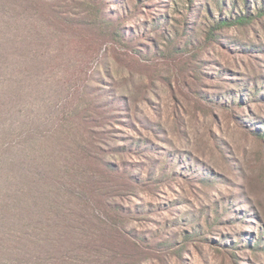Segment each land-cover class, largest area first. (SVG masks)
<instances>
[{"label": "rangeland", "instance_id": "374dc122", "mask_svg": "<svg viewBox=\"0 0 264 264\" xmlns=\"http://www.w3.org/2000/svg\"><path fill=\"white\" fill-rule=\"evenodd\" d=\"M141 1L0 5V150L23 142L28 131L39 140L55 133L68 152L81 155L80 142L91 148V163L78 162L86 170H99L101 163L120 168L108 177L115 188L104 198L88 201L78 188H54L66 191L57 194L65 207L84 212L101 232H115L107 264H264V250L222 244L237 233L257 232L258 222L210 226L203 218L204 231L183 239L197 223L192 216L203 210L212 216L215 204L231 196L243 202L223 219L254 205L264 222V145L244 126L264 119V101L248 112L216 103L217 94L264 78V16L223 28L209 42L203 31L219 13L212 0L204 7L199 0ZM124 5L128 16L119 20ZM114 19L128 30L126 39L113 37ZM174 30L180 52L168 48ZM196 34L203 40L194 44ZM25 48L38 54L34 64Z\"/></svg>", "mask_w": 264, "mask_h": 264}, {"label": "trees", "instance_id": "16d2710c", "mask_svg": "<svg viewBox=\"0 0 264 264\" xmlns=\"http://www.w3.org/2000/svg\"><path fill=\"white\" fill-rule=\"evenodd\" d=\"M9 1L11 0H0V5L3 4L5 7L6 2ZM212 1L219 8V13L216 17L213 15L218 19L207 23L208 28L203 31L209 42L216 38L217 32L223 28L246 25L264 16V0ZM137 2L138 6H142L141 0ZM199 2L204 7L208 0H199ZM240 6H243L242 9ZM128 9V5H124L123 11L118 14L117 18L122 20L128 16L126 15ZM6 10L9 12L8 9ZM224 10H230L231 13L224 14ZM207 11L209 13V7ZM189 17L188 12L184 18L185 29L189 27L187 26L190 24ZM113 21L117 24L114 26L113 37L120 40L126 39L128 30L120 27L117 19ZM102 25L106 28L103 32L108 35L107 29H112V22L108 20V16L102 20ZM160 26H163L162 22ZM178 35L179 32L174 30V39H169L170 44H168V48L173 46L172 50L175 52L183 50L177 45ZM196 36L194 44L197 40H203L199 34ZM37 55L31 49L25 48L24 50V56L30 60L31 64H34V59L38 58ZM34 83L40 85L43 81L34 80ZM263 86L264 78H261L260 82L243 81L239 89L232 91L231 94L230 92L217 94L216 103L225 104L233 111L240 109V112L241 110L248 112L252 103L264 101ZM75 115L79 113L76 112ZM243 118L244 116L241 115L240 119ZM68 120L73 119L70 117ZM84 122L86 125L87 122ZM61 123L65 128L67 122ZM244 123L242 124L246 130L264 145V119L259 123L252 119L245 120ZM66 130L61 129V134H68ZM24 139H27V144H24V140L19 144H11L10 147L3 145L0 150V264H107L103 258L113 253L115 232H101L100 225L93 226L84 212L78 211L77 213L76 210L65 207L61 203L63 199L59 196H64L66 191L62 195L57 193L58 196L54 188L58 192H62L65 188L69 191L67 186L78 188L83 195L82 199L88 197V201L92 196L104 198L109 196L115 188L110 184L108 177L120 172V168L118 169L111 163H101L103 167L99 170L92 166L86 170L84 165L78 162L83 160L91 163L92 155H94L91 148L83 147V143L80 142L81 155L73 149L68 152L66 143L64 144L63 139L55 133L54 136H44L39 140L32 131H28ZM77 143H79L78 138ZM130 146L124 148L131 150ZM37 150L40 152L38 157L36 156ZM166 168L167 165H165ZM184 171H189V169H184ZM151 175H156V170L152 171ZM136 180L138 183L143 181L141 178ZM238 198L242 196H231L217 202L210 211L212 216L207 210L192 216V222H190L197 220V223L191 226L192 231L184 230L183 239H192L204 231L202 230L203 223H201L203 218L205 224L210 226L219 222L229 225H235L236 222L254 225L258 222L257 232L237 233L235 236H229L231 241L228 244L222 239V244L228 250H235L236 246H239V249L250 247L259 252L264 250V222L254 205L236 210L235 217L222 218L232 207H237H234L236 202H243ZM110 225L112 227L111 223ZM218 243L221 242L218 241Z\"/></svg>", "mask_w": 264, "mask_h": 264}]
</instances>
